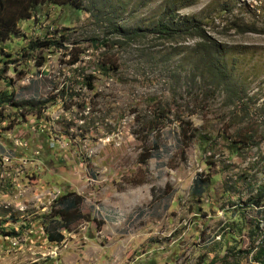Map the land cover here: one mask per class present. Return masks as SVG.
I'll list each match as a JSON object with an SVG mask.
<instances>
[{
	"label": "rangeland",
	"instance_id": "374dc122",
	"mask_svg": "<svg viewBox=\"0 0 264 264\" xmlns=\"http://www.w3.org/2000/svg\"><path fill=\"white\" fill-rule=\"evenodd\" d=\"M167 9L229 84L197 32H155ZM0 101V264H264V0L43 3L0 42ZM67 191L87 219L50 242L41 217Z\"/></svg>",
	"mask_w": 264,
	"mask_h": 264
},
{
	"label": "trees",
	"instance_id": "16d2710c",
	"mask_svg": "<svg viewBox=\"0 0 264 264\" xmlns=\"http://www.w3.org/2000/svg\"><path fill=\"white\" fill-rule=\"evenodd\" d=\"M43 3L81 9L84 0H0V42L16 33L19 22L31 18L35 9ZM154 30L160 36H165L167 38H173L180 33L197 32L203 41V59L207 67L208 76L214 78L215 83L229 84V74L219 56L220 49L218 45L208 39L209 37L204 33L200 24L194 18L181 17L178 16L175 11L167 9L159 18ZM58 44L60 43L56 39L39 38L31 41L29 46L32 50H36L38 48H50ZM78 61L79 59L76 57L72 60V64ZM107 63H109V61L101 63V68L104 72H107L111 68L107 66ZM94 78L93 75H88L83 79V83L89 90L94 89ZM69 96L70 100L74 97L73 93ZM33 102L32 100H26L23 102V105L34 107L37 102ZM151 122L152 121H149V124ZM159 127L160 126L155 125L150 126L152 130ZM195 136L194 132L191 133V138ZM151 156L150 153L142 155L140 158L141 162H147ZM207 183L208 181L204 183L202 179L196 178L192 187L193 195L201 196ZM153 194L156 195L154 191ZM263 196L261 191L259 199L255 200L257 205L261 204V198H263ZM84 201V196L76 191H67L59 194L52 201L50 211L41 217L43 230L50 242L61 243L65 239L67 232H71L77 223L87 219V215L83 211ZM98 225H102V222L99 221ZM262 252L264 253V249Z\"/></svg>",
	"mask_w": 264,
	"mask_h": 264
}]
</instances>
